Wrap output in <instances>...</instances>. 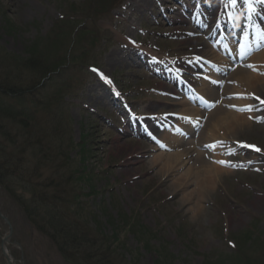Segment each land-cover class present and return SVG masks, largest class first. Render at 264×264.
<instances>
[{
	"label": "rangeland",
	"instance_id": "1",
	"mask_svg": "<svg viewBox=\"0 0 264 264\" xmlns=\"http://www.w3.org/2000/svg\"><path fill=\"white\" fill-rule=\"evenodd\" d=\"M92 3L97 16L85 20ZM176 5V0H0V80L8 70L24 79L15 62L30 52L55 61L68 52L75 34L83 61L53 85L62 111L50 108L74 143L72 157L81 154L72 194L83 204V221L103 231L110 251L127 264H264V122H259L264 110L258 103L253 102L252 112L228 110L243 115L238 119L243 125L237 134L220 132L217 147L230 163L200 194L196 210L198 194L175 187L194 163L174 177L164 174L166 160L152 163L162 153L134 138L130 124L136 122L127 123L120 111L118 104L127 101L144 123L183 110L169 98L175 94L149 60L185 72L194 68L189 61L196 50L210 45L206 35L193 36L197 29L186 24ZM259 85L263 89L257 94L264 100V81ZM244 144L261 151L254 155ZM13 183L17 198L28 196ZM15 198L0 187V212L11 226L0 216V238L9 236L10 264H69L31 227ZM2 248L0 239V264Z\"/></svg>",
	"mask_w": 264,
	"mask_h": 264
},
{
	"label": "trees",
	"instance_id": "2",
	"mask_svg": "<svg viewBox=\"0 0 264 264\" xmlns=\"http://www.w3.org/2000/svg\"><path fill=\"white\" fill-rule=\"evenodd\" d=\"M96 6L92 3L93 9H88L92 15L83 19L97 16ZM72 35L63 56L47 62L30 52L29 58L15 62L24 79L8 70L0 80V187L16 197L31 227L49 239L69 264H127L122 255L110 251L103 231L99 234L83 221V204L76 202L72 194L81 154L72 157L74 143L63 121L50 108L62 111L58 109L61 99L52 92L53 85L84 58L77 50L76 35ZM13 182L28 196L17 198L11 192Z\"/></svg>",
	"mask_w": 264,
	"mask_h": 264
},
{
	"label": "bare ground",
	"instance_id": "3",
	"mask_svg": "<svg viewBox=\"0 0 264 264\" xmlns=\"http://www.w3.org/2000/svg\"><path fill=\"white\" fill-rule=\"evenodd\" d=\"M210 57V51L205 50H198L197 58L194 60V63L197 61H203L206 58ZM264 55L262 56V58ZM258 58H256L253 63L256 62ZM243 60V59H242ZM240 60V61H242ZM253 66H263L264 67V58L258 61L257 63L253 64ZM241 67V66H240ZM229 68V67H228ZM237 78L238 82L237 85L241 88H244L245 92L243 95L248 96L250 99H254L256 94L260 92L263 88H260L261 82L264 81L263 78L259 76H255L253 74H249L248 72H242L241 70L237 71L236 75L234 76ZM203 89H201L202 91ZM204 93V95H201L200 97L210 99L211 101H215L216 96L212 95L211 92L207 91ZM227 93V91H226ZM241 97L240 95H238ZM254 96V97H252ZM244 98V97H242ZM188 102L179 103V107H181L183 110L179 111L178 114L175 116L176 122H179L181 120H187V119H193L194 117H202L209 119L210 122L216 123L212 130H210V133L208 131H204L201 133V138L204 141L203 144H206L208 142L211 143L210 152L211 153H204L200 152L197 147L202 145L197 144L196 142H177L176 145H174V149L180 150L178 153H174L172 155L169 154H162L159 156H156L153 158L152 163L159 164V162H163V160H166V163L164 164L165 167L162 170L164 174H170V177H174L178 170H182V168L186 165L194 163V166L190 167L185 171L184 174H182L179 178L176 179L175 187L176 189H180L183 192H186L190 188H192L191 195H197L196 196V207L195 210L198 208V204H200V201L197 200L200 196V194L207 193L210 188L213 185V182L218 179L219 176L225 174L227 171L226 169L222 168L220 166H226V164H221L219 161H225L224 157L222 158H215V155L218 153L216 150L219 148L217 147V142H220L221 138L219 136L220 132H226L227 136L229 133L237 134L242 127V123L238 122V119L242 120L244 117H240L239 115L229 113L225 108H228L225 102L222 104H218L217 108L213 111L210 115H205L204 113L200 111H196L192 108L193 105H198L199 103L195 102V99L187 98ZM213 103V102H211ZM230 105V104H229ZM198 119V118H197ZM228 119H231L233 124L228 123ZM199 120L194 121L192 124H194L198 128V122ZM245 121V120H244ZM219 122V124H218ZM208 127L211 126V124L208 123ZM233 126V128H231ZM175 130H177L176 126H173ZM220 128V131L217 134V129ZM231 128V129H230ZM226 129V130H225ZM236 129H239V131H236ZM199 131V130H198ZM173 134L175 131H172ZM193 133V131H191ZM190 137L192 135L187 134ZM164 141L169 142L170 140L174 141V137L172 138L170 135H165L163 137ZM157 142V140H156ZM162 148V147H161ZM212 155V157H211ZM218 164L220 166H218ZM197 193V194H196ZM191 195H188V198L191 197ZM187 198V197H186ZM187 198V201H188Z\"/></svg>",
	"mask_w": 264,
	"mask_h": 264
},
{
	"label": "snow or ice",
	"instance_id": "4",
	"mask_svg": "<svg viewBox=\"0 0 264 264\" xmlns=\"http://www.w3.org/2000/svg\"><path fill=\"white\" fill-rule=\"evenodd\" d=\"M237 2V0H232V3L235 4ZM245 2L247 3L248 7H249V10H254V3L256 2H260V3H264V0H245ZM262 38H264V33H262ZM249 67H251V65H249ZM256 100L260 101V103L264 104V100H261L260 97H255ZM235 107V106H233ZM238 110H241V109H238ZM242 110H247V111H251V106H246L245 109H242ZM259 122H264V120H260ZM217 143H221V142H217ZM242 147H248V148H252L254 149L255 151L257 152H260L261 149L257 148L256 146L254 145H247V144H244V145H241ZM219 163L221 164H228L229 162H226V161H219Z\"/></svg>",
	"mask_w": 264,
	"mask_h": 264
},
{
	"label": "water",
	"instance_id": "5",
	"mask_svg": "<svg viewBox=\"0 0 264 264\" xmlns=\"http://www.w3.org/2000/svg\"><path fill=\"white\" fill-rule=\"evenodd\" d=\"M7 222V221H6ZM7 224H8V226H9V228H10V230H11V226H10V224L7 222ZM8 238H9V236H7L4 240H3V242H6L7 240H8Z\"/></svg>",
	"mask_w": 264,
	"mask_h": 264
}]
</instances>
